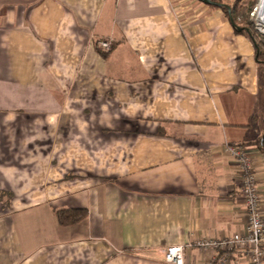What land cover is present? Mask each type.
<instances>
[{
	"label": "crops",
	"instance_id": "crops-1",
	"mask_svg": "<svg viewBox=\"0 0 264 264\" xmlns=\"http://www.w3.org/2000/svg\"><path fill=\"white\" fill-rule=\"evenodd\" d=\"M260 73L200 0H0V264H166L174 245L251 264L195 243L247 230L226 145L252 160L264 217ZM65 209L87 214L62 225Z\"/></svg>",
	"mask_w": 264,
	"mask_h": 264
},
{
	"label": "built area",
	"instance_id": "built-area-1",
	"mask_svg": "<svg viewBox=\"0 0 264 264\" xmlns=\"http://www.w3.org/2000/svg\"><path fill=\"white\" fill-rule=\"evenodd\" d=\"M260 2L258 15L256 16V29L264 33V24L259 22ZM98 47L103 52H110L113 47V41L99 40ZM225 152L240 162L241 172L243 173L242 195L248 212L247 230L243 234H235L225 239H203L196 242L195 246L205 252L208 250L230 251L243 249L249 254L248 257L251 264H264V217L261 213L258 180L254 174L253 162L245 150L239 146L226 145ZM187 247H191V245ZM184 251L185 246L183 245L168 247L165 251V263L186 264ZM210 264L214 263L211 262Z\"/></svg>",
	"mask_w": 264,
	"mask_h": 264
},
{
	"label": "trees",
	"instance_id": "trees-1",
	"mask_svg": "<svg viewBox=\"0 0 264 264\" xmlns=\"http://www.w3.org/2000/svg\"><path fill=\"white\" fill-rule=\"evenodd\" d=\"M218 4H223L220 0H212ZM226 5V4H224ZM229 6V5H226ZM217 8H221L219 6H214ZM230 7V6H229ZM231 8V7H230ZM229 18L232 26L235 29V32L240 35H244L247 37L250 42L253 44L256 52V61L259 65V67L264 69V40L263 37L258 34V32L255 30V28L251 25V23L248 24V21H246V25L240 26L237 23L236 13L237 8L236 6L231 8V12L229 13L226 7L222 8ZM245 19V18H244ZM262 37V38H261ZM110 52H107L106 54H103L104 57H106ZM264 121V117H263ZM255 146H257L258 149H260L262 152H264V132L263 135L259 137L258 140L254 142ZM87 214L86 209H65L60 210L56 212L57 218L62 225H71L79 222L83 218H85Z\"/></svg>",
	"mask_w": 264,
	"mask_h": 264
},
{
	"label": "rangeland",
	"instance_id": "rangeland-1",
	"mask_svg": "<svg viewBox=\"0 0 264 264\" xmlns=\"http://www.w3.org/2000/svg\"><path fill=\"white\" fill-rule=\"evenodd\" d=\"M222 3H228V5H230L231 8L236 6V18H237V23L240 26L246 25V21H248V24L251 23V25L255 28V30L258 32V34L260 36H262L261 38L264 40V33L260 32L256 29V21H257V15H258V5L260 0H231V1H227V0H221ZM256 13V14H255ZM253 14H255V16H253ZM245 18V19H244ZM260 75H261V93L262 96H264V69L260 68ZM12 198V194L9 193H0V211L2 209L6 210V207L9 206V202ZM20 196L18 197V200H20ZM23 200H21V203H28L29 201L26 200V197L23 196ZM28 201V202H27ZM19 204V205H17ZM16 206H21L20 203H16Z\"/></svg>",
	"mask_w": 264,
	"mask_h": 264
},
{
	"label": "water",
	"instance_id": "water-1",
	"mask_svg": "<svg viewBox=\"0 0 264 264\" xmlns=\"http://www.w3.org/2000/svg\"><path fill=\"white\" fill-rule=\"evenodd\" d=\"M200 1L205 3V4H207V5H210V6H219L221 8L226 7L228 12L229 13L231 12V8L229 6L224 5V4H218V3H216V2H214L212 0H200Z\"/></svg>",
	"mask_w": 264,
	"mask_h": 264
},
{
	"label": "bare ground",
	"instance_id": "bare-ground-1",
	"mask_svg": "<svg viewBox=\"0 0 264 264\" xmlns=\"http://www.w3.org/2000/svg\"><path fill=\"white\" fill-rule=\"evenodd\" d=\"M259 22L264 24V0L260 2Z\"/></svg>",
	"mask_w": 264,
	"mask_h": 264
}]
</instances>
